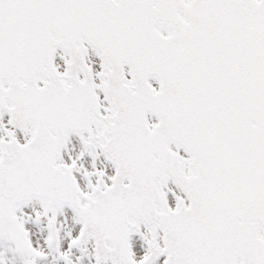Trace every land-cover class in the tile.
<instances>
[{"label": "snow or ice", "instance_id": "1", "mask_svg": "<svg viewBox=\"0 0 264 264\" xmlns=\"http://www.w3.org/2000/svg\"><path fill=\"white\" fill-rule=\"evenodd\" d=\"M0 264H264V0H0Z\"/></svg>", "mask_w": 264, "mask_h": 264}]
</instances>
